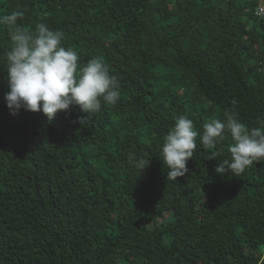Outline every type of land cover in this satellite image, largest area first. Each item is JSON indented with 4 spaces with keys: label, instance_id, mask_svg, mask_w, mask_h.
I'll return each mask as SVG.
<instances>
[{
    "label": "trees",
    "instance_id": "16d2710c",
    "mask_svg": "<svg viewBox=\"0 0 264 264\" xmlns=\"http://www.w3.org/2000/svg\"><path fill=\"white\" fill-rule=\"evenodd\" d=\"M263 5L0 0V16L19 10L25 31L61 30L79 67L99 57L119 85L94 113L11 114L0 24V264H264V160L221 175L230 133L211 150L200 142L226 112L264 126ZM180 115L200 135L176 181L161 148Z\"/></svg>",
    "mask_w": 264,
    "mask_h": 264
},
{
    "label": "clouds",
    "instance_id": "9594fccd",
    "mask_svg": "<svg viewBox=\"0 0 264 264\" xmlns=\"http://www.w3.org/2000/svg\"><path fill=\"white\" fill-rule=\"evenodd\" d=\"M23 11L0 16V24L9 29L12 47L7 53L8 91L5 101L13 115L20 109L42 112L51 121L60 111L78 105L83 113L99 111L101 100L114 105L119 98L117 78L99 57L79 67V56L71 47L62 46L63 32L40 23L34 32L25 31L17 21ZM224 121L213 119L203 125L202 135L193 121L184 115L176 117L174 126L161 148L167 178L176 180L188 172L187 161L193 157L196 138L205 149H214L230 133V160L219 161L215 171L240 176L253 163L264 160V126L249 128L235 112H226ZM216 158L211 152L208 159ZM142 160L138 166H147Z\"/></svg>",
    "mask_w": 264,
    "mask_h": 264
},
{
    "label": "built area",
    "instance_id": "2783aa9c",
    "mask_svg": "<svg viewBox=\"0 0 264 264\" xmlns=\"http://www.w3.org/2000/svg\"><path fill=\"white\" fill-rule=\"evenodd\" d=\"M260 10H262V9H260Z\"/></svg>",
    "mask_w": 264,
    "mask_h": 264
},
{
    "label": "rangeland",
    "instance_id": "374dc122",
    "mask_svg": "<svg viewBox=\"0 0 264 264\" xmlns=\"http://www.w3.org/2000/svg\"><path fill=\"white\" fill-rule=\"evenodd\" d=\"M263 7H264V5H263Z\"/></svg>",
    "mask_w": 264,
    "mask_h": 264
}]
</instances>
